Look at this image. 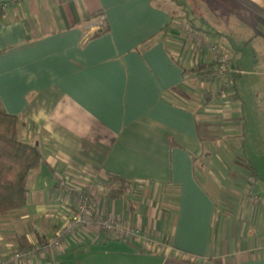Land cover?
Returning <instances> with one entry per match:
<instances>
[{
	"label": "crops",
	"instance_id": "0c3cea01",
	"mask_svg": "<svg viewBox=\"0 0 264 264\" xmlns=\"http://www.w3.org/2000/svg\"><path fill=\"white\" fill-rule=\"evenodd\" d=\"M251 1L264 14V0ZM246 6L22 0L0 9V101L19 117L20 138L43 156L29 174L25 206L0 216V258L65 224L78 202L67 183L90 190L103 214L140 228L157 245L82 229L56 251L59 264H264L250 252L264 243V200L252 196L264 195V179L252 180L264 161V55L246 60L255 34L248 45H234L225 29L232 13L250 12ZM99 14L106 29H87ZM197 17L208 25L220 20L219 33L207 36L231 59L241 56L237 97L202 95L209 88L215 97L217 84L191 71L213 66L211 54L185 37L188 27L209 31ZM237 140L247 164L236 158ZM232 156L228 169L249 175L252 195L233 181L223 190L221 178L237 176L213 163ZM51 263L47 254L30 261Z\"/></svg>",
	"mask_w": 264,
	"mask_h": 264
},
{
	"label": "built area",
	"instance_id": "2783aa9c",
	"mask_svg": "<svg viewBox=\"0 0 264 264\" xmlns=\"http://www.w3.org/2000/svg\"><path fill=\"white\" fill-rule=\"evenodd\" d=\"M22 0H0V9L7 10L10 6ZM106 17L99 14L90 20L86 28L101 31L106 29ZM187 42L193 44L198 50L210 53L213 66L207 72H199L197 78L209 84H217L216 99L231 98L236 77L242 72L240 68L232 66V59L228 51L217 41L210 39L205 33L194 28H186ZM209 88L202 90V95L207 96ZM67 193L77 198L75 210L51 238L23 248L6 257L0 258V264H30V261L41 255L47 254L52 263L59 264L56 260V251L62 247L64 241L82 229L98 228L111 237L119 238L125 242H141L146 247L153 248L156 242L142 233L140 228L124 223L123 221L102 213L100 202L94 193L84 187L63 183ZM254 182L251 181L250 194H253ZM255 199L264 200V195H252ZM252 255L264 256V243L257 244L250 250Z\"/></svg>",
	"mask_w": 264,
	"mask_h": 264
},
{
	"label": "trees",
	"instance_id": "16d2710c",
	"mask_svg": "<svg viewBox=\"0 0 264 264\" xmlns=\"http://www.w3.org/2000/svg\"><path fill=\"white\" fill-rule=\"evenodd\" d=\"M242 1L255 12L261 11L251 0ZM261 20L264 22L262 18ZM192 28L206 35L213 33L196 26ZM209 70L210 67L206 65L191 69V71L198 72ZM206 97L208 100L215 98L213 95ZM230 97H237L236 92L233 91ZM19 125V117L8 113L0 101V216L10 214L25 206L29 193V174L40 166L43 158L38 146L20 138Z\"/></svg>",
	"mask_w": 264,
	"mask_h": 264
},
{
	"label": "rangeland",
	"instance_id": "374dc122",
	"mask_svg": "<svg viewBox=\"0 0 264 264\" xmlns=\"http://www.w3.org/2000/svg\"><path fill=\"white\" fill-rule=\"evenodd\" d=\"M230 8H232V6L229 5ZM247 7V6H246ZM187 10L185 7H183V11ZM187 14V13H186ZM239 16H237V14L232 13V18L230 17L228 22L226 24H228V26L226 27L225 25V29L227 34H229V36L231 37V41L232 43H234V45H248L249 43H245V41H247L252 35L255 36V42L251 43L249 45H254L253 47H251L248 50H245V58L246 60H251L252 58L254 59V57H257V55H264V48L259 47L257 45H264V23L261 20V16H264V14L260 11V12H255L254 10H251L250 8V12L248 13L247 11H243V13L238 14ZM215 18L212 19V21ZM220 20L216 19L214 20L215 24H203L204 21H202L199 17H197L195 19V22L197 24H201L203 27L209 29L210 31H212L213 33H217L219 30V26H217L216 24H220L219 22ZM225 21V20H224ZM225 40V43L227 45H231V43L229 42V40L226 37H223ZM229 52V51H228ZM241 56L237 55L236 53L232 54V64L235 68H239V63L241 61ZM256 62V61H255ZM258 65H254L253 68L255 70H257L256 68ZM242 68V67H241ZM235 150H237L236 158L238 159H242V161H245V157L243 155V144L240 140H237V144L236 147H234ZM219 158V157H218ZM232 157H229V161L227 162L224 158H219L221 161H218L216 163H213L214 167H220L222 169H228L231 163L234 166L235 163L232 162ZM235 158V159H236ZM231 159V161H230ZM225 161V162H224ZM237 161V160H236ZM245 163L247 164V162L245 161ZM228 164V165H227ZM238 164V162H237ZM262 166V170L260 171V176H254L252 175V180H256V181H260L261 179H264V161L262 163H260ZM224 167V168H223ZM231 167V166H230ZM232 168V167H231ZM228 172L236 175V178H227L229 179L228 181H226L224 179V177L221 178V182L223 184L224 187V191L226 190L227 187V183H231L233 181V184H238L240 186V188H242V190L248 189L251 190V187L249 186V175H246V178H242L241 174L237 173V171L232 170V169H228ZM228 173V174H229ZM223 174H226V172H223ZM229 177V176H226ZM258 177V179L256 178ZM237 193L239 194L242 191H238L236 190ZM226 196V195H225ZM233 195H228L226 197L230 198Z\"/></svg>",
	"mask_w": 264,
	"mask_h": 264
}]
</instances>
